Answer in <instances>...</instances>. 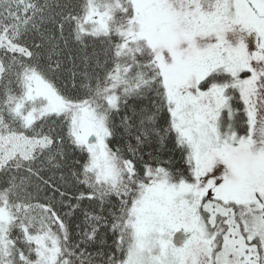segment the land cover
Listing matches in <instances>:
<instances>
[{"label": "snow or ice", "instance_id": "snow-or-ice-1", "mask_svg": "<svg viewBox=\"0 0 264 264\" xmlns=\"http://www.w3.org/2000/svg\"><path fill=\"white\" fill-rule=\"evenodd\" d=\"M0 264H264V0H0Z\"/></svg>", "mask_w": 264, "mask_h": 264}, {"label": "trees", "instance_id": "trees-1", "mask_svg": "<svg viewBox=\"0 0 264 264\" xmlns=\"http://www.w3.org/2000/svg\"><path fill=\"white\" fill-rule=\"evenodd\" d=\"M59 178V173H57V179Z\"/></svg>", "mask_w": 264, "mask_h": 264}]
</instances>
